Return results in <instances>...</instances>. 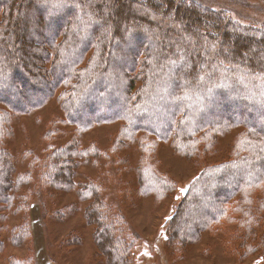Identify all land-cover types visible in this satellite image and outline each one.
<instances>
[{
    "label": "trees",
    "instance_id": "trees-1",
    "mask_svg": "<svg viewBox=\"0 0 264 264\" xmlns=\"http://www.w3.org/2000/svg\"><path fill=\"white\" fill-rule=\"evenodd\" d=\"M54 97L74 136L46 158V183L77 188L89 199L86 218L109 264H134L136 246L106 218L103 186L92 180L77 187L73 176L81 157L98 156L96 147L79 149L78 136L116 122V150L138 146L139 192L156 203L176 187L157 166L162 142L192 163L239 130L227 159L204 165L190 182L164 224L165 240L182 250L232 225L241 260L264 256V27L242 26L194 0H0V103L6 108L0 109V199L6 206L14 195L27 197L14 193L23 180L13 181L3 146L9 122ZM25 230L18 228L12 240L28 239Z\"/></svg>",
    "mask_w": 264,
    "mask_h": 264
},
{
    "label": "rangeland",
    "instance_id": "rangeland-1",
    "mask_svg": "<svg viewBox=\"0 0 264 264\" xmlns=\"http://www.w3.org/2000/svg\"><path fill=\"white\" fill-rule=\"evenodd\" d=\"M194 1L228 12L242 26L264 27V0ZM72 11L71 15H82ZM60 108L54 97L28 114L12 116L9 122L12 132L3 146L8 149L7 156L12 157L13 181L19 177L23 180L14 193L27 197L22 201V197L10 195L15 197L10 206L0 199V264H9L12 256L28 259L29 264H109L95 243L96 227L86 218L89 199L79 197L77 188L59 190L46 183L50 164L46 158L74 136L73 126L63 122L65 115ZM0 109L6 110L5 105L0 103ZM212 111L217 113L216 109ZM120 127L119 122L105 124L78 136L79 149L96 147L98 156H90L89 161L81 157L73 179L77 187L92 180L103 186L106 218L119 223L122 235L136 246L134 264H264V256L258 254L245 261L240 259L241 244L233 237L236 227L232 225L214 235L204 233L199 241L182 250L169 248L165 240L164 224L190 182L204 165L227 159L239 130L219 138L215 153L192 163L162 142L155 153L157 166L174 180L176 187L164 201L156 203L154 196L139 192L138 146L130 144L116 150ZM23 226L28 239L15 243L14 233Z\"/></svg>",
    "mask_w": 264,
    "mask_h": 264
}]
</instances>
